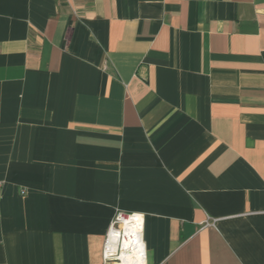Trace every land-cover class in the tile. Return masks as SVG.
Listing matches in <instances>:
<instances>
[{"label":"crops","instance_id":"obj_1","mask_svg":"<svg viewBox=\"0 0 264 264\" xmlns=\"http://www.w3.org/2000/svg\"><path fill=\"white\" fill-rule=\"evenodd\" d=\"M264 264V0H0V264Z\"/></svg>","mask_w":264,"mask_h":264},{"label":"built area","instance_id":"obj_2","mask_svg":"<svg viewBox=\"0 0 264 264\" xmlns=\"http://www.w3.org/2000/svg\"><path fill=\"white\" fill-rule=\"evenodd\" d=\"M128 224H130V226L135 224V227L132 226L133 228H135L133 230L135 231V234L132 232V230L130 231V235L126 233L125 226ZM142 228L143 218L141 214L134 212L127 213L119 210L116 211L110 222L103 244L104 261L117 262L118 264H121L119 255L121 254L122 249L125 247V245H129L127 249H130V242L132 244L136 243L133 242L134 240L137 241L138 248L141 246V256L144 259ZM133 235H136L137 238L130 240V236L133 237ZM126 240L128 241V243L124 244Z\"/></svg>","mask_w":264,"mask_h":264},{"label":"bare ground","instance_id":"obj_3","mask_svg":"<svg viewBox=\"0 0 264 264\" xmlns=\"http://www.w3.org/2000/svg\"><path fill=\"white\" fill-rule=\"evenodd\" d=\"M134 225L135 224L130 226V224H128L125 226V230L128 235H130L131 230L135 234V231H133L135 228L132 227ZM135 238H137L136 235H133V237L130 236V240L135 239ZM125 242L124 244L128 243L127 240ZM133 242H136V243L132 244L130 242V249L129 248L127 249L129 245H125V247L122 249L121 254L119 255L121 264H144V259L141 256V251H140L141 246L138 248L137 241L134 240Z\"/></svg>","mask_w":264,"mask_h":264}]
</instances>
